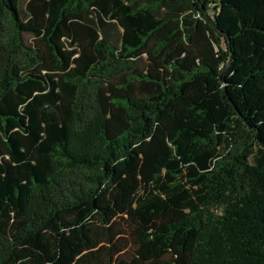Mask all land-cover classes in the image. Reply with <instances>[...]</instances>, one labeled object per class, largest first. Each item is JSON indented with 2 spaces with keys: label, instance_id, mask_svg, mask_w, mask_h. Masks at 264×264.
<instances>
[{
  "label": "trees",
  "instance_id": "1",
  "mask_svg": "<svg viewBox=\"0 0 264 264\" xmlns=\"http://www.w3.org/2000/svg\"><path fill=\"white\" fill-rule=\"evenodd\" d=\"M0 264H264V0H0Z\"/></svg>",
  "mask_w": 264,
  "mask_h": 264
}]
</instances>
